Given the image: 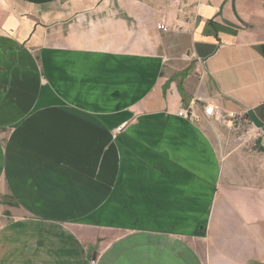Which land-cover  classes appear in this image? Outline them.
Returning a JSON list of instances; mask_svg holds the SVG:
<instances>
[{"label":"crops","instance_id":"0c3cea01","mask_svg":"<svg viewBox=\"0 0 264 264\" xmlns=\"http://www.w3.org/2000/svg\"><path fill=\"white\" fill-rule=\"evenodd\" d=\"M206 105L264 125V0H0V264H264V133Z\"/></svg>","mask_w":264,"mask_h":264},{"label":"built area","instance_id":"2783aa9c","mask_svg":"<svg viewBox=\"0 0 264 264\" xmlns=\"http://www.w3.org/2000/svg\"><path fill=\"white\" fill-rule=\"evenodd\" d=\"M157 29H159L161 31H166V27L164 26V24L158 25ZM203 114L206 117L218 116L221 122L234 121L235 122L234 125L238 128L239 132L246 133V131H247V126L243 120L246 113H243L242 115H235V113L223 114L215 106L206 105L205 107H203ZM177 115L181 118L186 119L187 121H190V122H197L198 121V119L195 117V115L192 113V111L190 109H182V110L178 111Z\"/></svg>","mask_w":264,"mask_h":264},{"label":"rangeland","instance_id":"374dc122","mask_svg":"<svg viewBox=\"0 0 264 264\" xmlns=\"http://www.w3.org/2000/svg\"><path fill=\"white\" fill-rule=\"evenodd\" d=\"M10 198V197H8ZM4 201V202H3ZM8 201H12L10 199H7L6 195L5 196H0V214L1 213H6L8 214L7 209L9 210H14V206H10L9 204H6L5 202Z\"/></svg>","mask_w":264,"mask_h":264},{"label":"water","instance_id":"95a60500","mask_svg":"<svg viewBox=\"0 0 264 264\" xmlns=\"http://www.w3.org/2000/svg\"><path fill=\"white\" fill-rule=\"evenodd\" d=\"M247 115L249 117V119L251 120V122L253 123L252 125L261 130L264 133V125L262 122H260L255 116L254 114L251 112V110L247 111Z\"/></svg>","mask_w":264,"mask_h":264},{"label":"trees","instance_id":"16d2710c","mask_svg":"<svg viewBox=\"0 0 264 264\" xmlns=\"http://www.w3.org/2000/svg\"><path fill=\"white\" fill-rule=\"evenodd\" d=\"M244 119H246V120H250L247 114L244 116L243 120H244ZM7 199L12 200L13 198H12V197H10V198L7 197ZM3 202H4V201H3ZM5 203H6V204H9L10 206H16V205H17L16 202L13 203V200L10 201V202H7V201H6Z\"/></svg>","mask_w":264,"mask_h":264}]
</instances>
